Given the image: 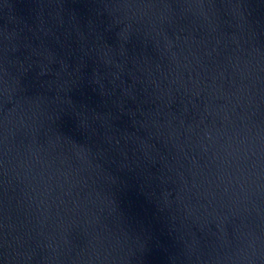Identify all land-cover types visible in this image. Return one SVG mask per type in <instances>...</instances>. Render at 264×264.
I'll list each match as a JSON object with an SVG mask.
<instances>
[{
	"label": "water",
	"instance_id": "obj_1",
	"mask_svg": "<svg viewBox=\"0 0 264 264\" xmlns=\"http://www.w3.org/2000/svg\"><path fill=\"white\" fill-rule=\"evenodd\" d=\"M0 264H264V0H0Z\"/></svg>",
	"mask_w": 264,
	"mask_h": 264
}]
</instances>
